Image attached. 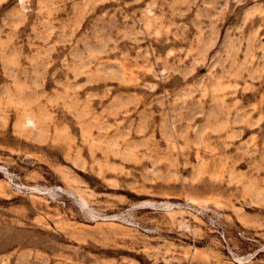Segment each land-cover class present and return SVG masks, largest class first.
I'll list each match as a JSON object with an SVG mask.
<instances>
[{"label":"rangeland","instance_id":"obj_1","mask_svg":"<svg viewBox=\"0 0 264 264\" xmlns=\"http://www.w3.org/2000/svg\"><path fill=\"white\" fill-rule=\"evenodd\" d=\"M0 264H264V0H0Z\"/></svg>","mask_w":264,"mask_h":264}]
</instances>
